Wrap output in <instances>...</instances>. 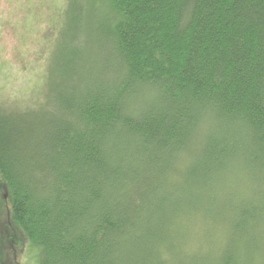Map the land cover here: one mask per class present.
I'll return each mask as SVG.
<instances>
[{
	"label": "trees",
	"instance_id": "16d2710c",
	"mask_svg": "<svg viewBox=\"0 0 264 264\" xmlns=\"http://www.w3.org/2000/svg\"><path fill=\"white\" fill-rule=\"evenodd\" d=\"M66 1L40 99L0 98L38 264H264V0Z\"/></svg>",
	"mask_w": 264,
	"mask_h": 264
},
{
	"label": "rangeland",
	"instance_id": "374dc122",
	"mask_svg": "<svg viewBox=\"0 0 264 264\" xmlns=\"http://www.w3.org/2000/svg\"><path fill=\"white\" fill-rule=\"evenodd\" d=\"M66 0H0V98L35 104L69 44ZM263 247L260 246V251ZM0 186V263L38 264ZM260 263V262H258Z\"/></svg>",
	"mask_w": 264,
	"mask_h": 264
}]
</instances>
